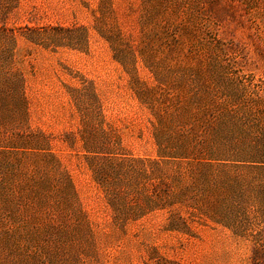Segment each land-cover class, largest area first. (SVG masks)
Instances as JSON below:
<instances>
[{
  "label": "rangeland",
  "instance_id": "obj_1",
  "mask_svg": "<svg viewBox=\"0 0 264 264\" xmlns=\"http://www.w3.org/2000/svg\"><path fill=\"white\" fill-rule=\"evenodd\" d=\"M0 264H264V0H0Z\"/></svg>",
  "mask_w": 264,
  "mask_h": 264
}]
</instances>
